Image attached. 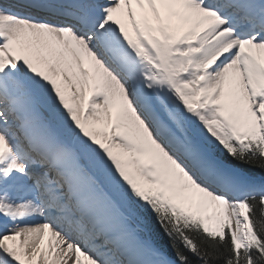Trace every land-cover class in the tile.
<instances>
[{"label":"snow or ice","instance_id":"snow-or-ice-1","mask_svg":"<svg viewBox=\"0 0 264 264\" xmlns=\"http://www.w3.org/2000/svg\"><path fill=\"white\" fill-rule=\"evenodd\" d=\"M0 264H264V0H0Z\"/></svg>","mask_w":264,"mask_h":264},{"label":"bare ground","instance_id":"bare-ground-1","mask_svg":"<svg viewBox=\"0 0 264 264\" xmlns=\"http://www.w3.org/2000/svg\"><path fill=\"white\" fill-rule=\"evenodd\" d=\"M47 241H48V235H47V233H45V235H44V237H43V239H42V241H41V247L43 248V247H46V245H47Z\"/></svg>","mask_w":264,"mask_h":264}]
</instances>
